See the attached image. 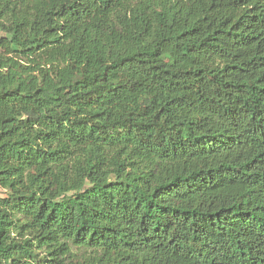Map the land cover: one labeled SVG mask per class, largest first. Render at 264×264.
Instances as JSON below:
<instances>
[{
    "label": "trees",
    "instance_id": "trees-1",
    "mask_svg": "<svg viewBox=\"0 0 264 264\" xmlns=\"http://www.w3.org/2000/svg\"><path fill=\"white\" fill-rule=\"evenodd\" d=\"M0 264H264V0H0Z\"/></svg>",
    "mask_w": 264,
    "mask_h": 264
},
{
    "label": "rangeland",
    "instance_id": "rangeland-1",
    "mask_svg": "<svg viewBox=\"0 0 264 264\" xmlns=\"http://www.w3.org/2000/svg\"><path fill=\"white\" fill-rule=\"evenodd\" d=\"M6 191L0 187V196H6Z\"/></svg>",
    "mask_w": 264,
    "mask_h": 264
}]
</instances>
